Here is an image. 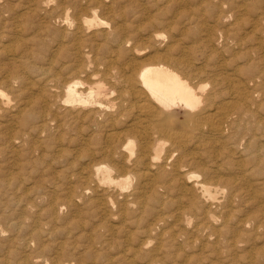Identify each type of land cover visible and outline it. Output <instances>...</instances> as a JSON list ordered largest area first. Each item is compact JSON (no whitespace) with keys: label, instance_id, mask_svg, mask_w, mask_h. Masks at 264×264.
Returning <instances> with one entry per match:
<instances>
[{"label":"bare ground","instance_id":"bare-ground-1","mask_svg":"<svg viewBox=\"0 0 264 264\" xmlns=\"http://www.w3.org/2000/svg\"><path fill=\"white\" fill-rule=\"evenodd\" d=\"M30 1L16 18L0 0V81L19 97L0 89V155L16 166L45 146L94 161L62 199L52 180L36 196L47 206L35 219L49 225L79 199L97 211L82 259L63 249L53 264H264V0ZM169 217L175 231L149 249ZM28 228L25 247L44 233ZM183 244L203 251L190 257Z\"/></svg>","mask_w":264,"mask_h":264},{"label":"rangeland","instance_id":"rangeland-1","mask_svg":"<svg viewBox=\"0 0 264 264\" xmlns=\"http://www.w3.org/2000/svg\"><path fill=\"white\" fill-rule=\"evenodd\" d=\"M2 1V3H7V1H8V4H9V6L10 5H12V9H11V11H10V14H11V16H13V17H16V15H17V17L16 18H21V16H19V14L22 12L23 13V9H24V7H26V5H30V3H31V1L30 0H26L27 1V3H25L23 0H1ZM9 1H11V2H9ZM39 1V3L41 4V3H44L46 0H38ZM59 2V0H51V4L53 5L54 3H56V2ZM61 1V0H60ZM15 2V3H14ZM22 2V3H21ZM12 3V4H11ZM21 3V4H20ZM20 5V7H18V8H20V10L17 8V6H19ZM23 6V7H22ZM10 8H11V6H10ZM14 10V11H13ZM22 10V11H21ZM21 11V12H20ZM15 12V13H14ZM13 13V14H12ZM15 20V19H14ZM14 20H13V22H14ZM249 20H250V18H249ZM12 22V21H11ZM54 23V22H53ZM53 28H55L56 29V23L55 24H53ZM45 41V43H46V46L48 47V49H49V47H50V45H52V44H50L51 43V37L50 38H45L44 39ZM45 48V47H44ZM54 47H52L51 46V49H49V50H47V52H45L44 54H43V57L46 55V53L48 54V56H49V54L51 53V50L53 49ZM46 49V48H45ZM32 59H34V58H32ZM36 60V64H38V65H40V66H37V67H41V65H42V63H43V61H42V59L41 60H37V59H35ZM36 64L35 65H33V66H36ZM3 83L0 81V89H2L3 90V88H6L5 86L3 87V85H2ZM2 85V86H1ZM3 87V88H2ZM16 88V87H15ZM5 90V91H4ZM3 91L7 94V97L10 99V103H15V101L17 102V100L19 99V97L17 98V95H18V93L16 92V93H14V92H12L11 90L9 91L10 92V94H14V96H12V95H9V92H7L9 89L7 88V89H4ZM15 91H16V89H15ZM17 94V95H16ZM11 97H13L12 99H11ZM0 121L1 122H3L4 121V119L3 118H1L0 117ZM45 147V146H44ZM44 147H41L40 148V150H35L34 151V153H29L28 154V151H26V150H24V151H22L21 152V155L20 156H22L21 158H20V156L19 157H17V163L19 164V165H11V164H9V166H8V162L9 161H5L4 162V160H3V158H2V156L0 155V161H2V162H0V194L1 195H3V196H1V199L0 200H2V201H0L1 202V204H0V206H1V208H2V206L4 205V207L1 209L0 208V219H2V220H0L1 221V225L3 226V228L5 229V236L0 240V245H2V246H0V264H43V261H44V264H49V261H50V264H53V261H52V259L55 257V255H56V252H59V251H65V250H67V249H69V251H66L65 252V254H67V255H69V257L70 258H72L73 260H74V262H76L75 261V259H82V258H79V256H81V255H83V251L84 250H89V248H90V246H89V244L85 241V239L83 238V236L82 235H85V236H90L91 234H92V232H91V234H88L89 232H88V230L90 231V228H89V226L88 225H95V224H98V222H96V220L98 219L97 218V211L94 209V208H92L93 206H92V202H90V200H87L89 197H87V198H83V199H79L78 201H77V203H76V207H74V208H76V210H74V208H70L69 206L67 207H65V206H61L58 210H57V212H56V218H57V220H56V222H55V224L54 225H49V224H47V222H48V219H47V217H46V215H41V219L39 218V220L38 219H35V214H36V212H39V211H43V213H45L46 211H45V209L43 208L44 207V205L45 206H47V203L45 204V202L46 201H43V199H40V198H37L36 196H40V195H42V194H45V191L48 189V187H50L49 185V183L51 182V181H49L48 182V180H52V182H56V183H58V186H59V190L57 189V193H58V195L57 194H55V195H57V198H61L62 199V197H63V192H64V190L66 189L65 187H68L69 185H73V187L75 186V185H77V182H76V178H78L79 177V173L80 172H83V175H84V173H85V171H87V169L89 168V167H87V165L89 166V165H91V163H93L94 161H92V160H90V161H88L87 159L85 160V158H82L83 160H80V159H78L76 162H74V160H76V159H74L75 158V156H74V154L70 157V156H68V158H67V156L65 155V154H58V153H55L54 152V150H53V152L51 151V150H49L48 149V147H46V149L44 150ZM66 148V147H65ZM25 149H27V148H25ZM68 151H71V152H73V153H75V154H77V151L76 150H74L73 149V147H69V148H66ZM28 150V149H27ZM29 150H30V148H29ZM40 151V152H39ZM44 151V152H43ZM29 152H32V151H29ZM51 152V153H50ZM26 153V154H25ZM50 153V154H49ZM53 153V154H52ZM28 154V155H27ZM39 154H41L40 155V157L38 156ZM58 156L57 158H55L56 157V155ZM36 155L38 156V158L36 157ZM48 155V156H47ZM28 156H30V157H28ZM34 156V157H33ZM51 156V157H50ZM64 156H66V157H64ZM24 157V158H23ZM25 157H28L27 159L25 158ZM50 157V158H49ZM53 157V158H52ZM70 157V158H69ZM40 158H42V160L40 159ZM63 158L65 159V161L63 160ZM21 159H23V161H21L20 162V160ZM26 159V160H25ZM33 159V160H32ZM40 159V160H39ZM52 159H54V160H52ZM47 160V161H46ZM49 160V161H48ZM51 160V161H50ZM63 160V161H62ZM72 160V161H71ZM29 161V162H28ZM57 161L59 162V163H57ZM74 162L73 164H71V165H67L66 163H69V162ZM79 161L81 162V161H83V162H81V163H79ZM85 161V162H84ZM49 162V163H48ZM86 162H89V163H86ZM2 163V164H1ZM3 163H5V164H3ZM31 163H33V164H31ZM44 163V164H43ZM52 165H51V164ZM63 163V164H62ZM83 163V164H82ZM86 163V164H85ZM46 164V165H45ZM48 164V165H47ZM67 165L66 167H63V165ZM80 164V165H79ZM5 165V166H4ZM33 165H35V166H33ZM38 166V168H37V166ZM45 165V166H44ZM51 165V166H50ZM77 165V168H75V166ZM12 166V167H11ZM17 166H19V167H17ZM20 166H23V168H21ZM45 167L44 169L46 170V172H45V170H44V172H42V169H43V167ZM57 166V167H56ZM63 168H65L64 170L62 169V167ZM79 166V167H78ZM2 167H3V170H2ZM10 167V168H9ZM36 167V168H35ZM50 167H52L51 168V170L49 169ZM58 167H60V169L58 168ZM68 167H70V168H68ZM81 167V169H79ZM11 168H13V169H11ZM16 168V169H15ZM20 168V169H19ZM24 168H25V170H24ZM32 168V169H31ZM33 168H35V169H33ZM82 168L84 169L83 171H82ZM14 169H15V171H14ZM23 169V170H22ZM29 169V170H28ZM39 169V170H38ZM50 170L51 171V173H50V171H48V170ZM55 169H56V171H55ZM64 171H62V170ZM66 169H70L71 171L73 170V173L71 172V171H67ZM80 170V171H78V170ZM2 170V171H1ZM8 170V171H7ZM19 170H21V171H19ZM41 170V171H40ZM61 170V171H60ZM19 171V172H18ZM31 171V172H30ZM33 171L35 172V173H38V171L40 172V173H38V174H33ZM6 172H8V173H6ZM11 172V173H10ZM20 172H21V174H23V175H21L20 174ZM27 172V174H25ZM48 172V173H47ZM58 172V173H57ZM66 172H68V173H66ZM74 174L75 176H74V178L73 177H71V176H69V174ZM10 173V174H9ZM32 174V175H30V176H28L29 174ZM49 173H50V175H49ZM66 173V174H65ZM76 173L78 174V175H76ZM4 174V175H3ZM19 174H20V176H19ZM25 174V175H24ZM40 174V175H39ZM42 174V175H41ZM46 175V177H43V176H45ZM53 174V175H52ZM58 174V175H57ZM29 177V178H27V176ZM34 175V176H33ZM37 175L39 176V178L37 177ZM61 175V176H60ZM64 175H66V176H64ZM25 176V177H24ZM47 176H48V179H47ZM59 176V177H58ZM67 177V178H64V180H63V182L64 181H66V183H63L62 182V178L63 177ZM18 177V178H17ZM37 177V178H36ZM49 177H50V179H49ZM54 177V178H53ZM55 177H58V179H55ZM22 178V179H21ZM27 178V179H26ZM35 178H36V180H35ZM71 178V179H70ZM18 179H20V180H18ZM40 179V180H39ZM44 179H46V180H44ZM61 179V180H60ZM16 180H17V183H16ZM25 180V181H24ZM42 180H44V181H42ZM43 182V184H42V182ZM71 181V182H70ZM30 182V183H29ZM32 182H33V184H32ZM45 182V183H44ZM62 182V183H61ZM76 183V184H74V183ZM24 183V184H23ZM29 183V184H28ZM66 184V185H65ZM68 184V185H67ZM16 185V186H15ZM44 185H46V188H44ZM6 186H10L9 187V190H7L5 187ZM24 186L25 188H24V190H23V188L22 187ZM27 186V187H26ZM29 186H30V188H29ZM48 186V187H47ZM32 187V188H31ZM41 187V188H40ZM5 188V189H4ZM17 188V189H16ZM22 188V189H21ZM43 188V189H42ZM63 188H65V189H63ZM42 189V190H41ZM12 190H14V191H12ZM20 190H22V191H20ZM26 190V191H25ZM42 192H41V191ZM45 190V191H44ZM50 190V189H49ZM49 190L48 191H46V192H49ZM63 190V191H62ZM6 191H7V193H6ZM29 191H31V192H29ZM58 191H60V192H58ZM6 194H5V193ZM25 192H27V193H25ZM3 193V194H2ZM35 193V194H34ZM7 194H9L8 196H7ZM12 194V195H11ZM15 194H16V196H15ZM18 194H20L19 196H18ZM23 194V195H22ZM25 194V195H24ZM62 196H61V195ZM27 195V196H26ZM32 195H35V196H32ZM60 195V197H58ZM18 196V197H17ZM24 196H25V198H26V200H27V198L29 199V201L27 200H25V198H24ZM32 196V197H31ZM4 197V198H3ZM10 197V198H9ZM6 198V199H5ZM32 198V199H31ZM34 198H35V200H34ZM7 199H9V201L11 200V199H13V201L11 200L10 202L9 201H7ZM15 199H17V202H16V200ZM85 199V200H84ZM19 200L21 201V202H19ZM25 202H24V201ZM26 202H28V203H30V204H32V206H34V204H36V206H34V207H32V206H30L31 208H29V209H24V212H22L23 211V208H21L22 207V205L23 204H26ZM34 202V203H33ZM41 202V203H40ZM84 202V203H83ZM86 202V203H85ZM20 204V206L21 207H16V205L17 204ZM80 203V204H79ZM13 204V205H12ZM41 204H42V206H41ZM44 204V205H43ZM79 204V205H78ZM11 205V206H10ZM80 206V207H79ZM16 207V209H13V208H15ZM41 207V208H40ZM84 209H82V208ZM22 210H21V209ZM47 208V207H46ZM66 208V209H65ZM78 208H80V210L78 209ZM40 209V210H39ZM71 209V210H70ZM87 209H88V211H87ZM81 210H82V212H81ZM20 211H21V213H20ZM69 211H70V213L72 212V211H74V213H71V215H70V213H69ZM3 212V213H2ZM8 212V213H7ZM15 212V213H14ZM18 212V213H17ZM93 212V213H92ZM96 212V213H95ZM5 213V214H4ZM7 213V214H6ZM14 213V214H13ZM19 214L18 216H17V214ZM25 213H27L29 216H26V214ZM35 213V214H34ZM68 213H69V216H65V214L66 215H68ZM77 213V214H76ZM84 213V214H83ZM85 213L87 214L86 216H84L85 215ZM21 214V215H20ZM22 214H23V216H22ZM33 214V215H32ZM72 214H74L75 216H73ZM93 214H95V215H93ZM16 215V216H15ZM90 215V216H89ZM92 215L94 216L93 218H92ZM19 216H22V217H19ZM32 216V217H31ZM70 216L72 217V218H70ZM81 216H83L84 217V219L81 217ZM88 216V217H87ZM96 216V217H95ZM14 217V218H13ZM27 217L28 218H30V219H27ZM74 217V218H73ZM80 217V218H79ZM86 217L88 218V220H90V219H92V220H90L89 221V223L88 222H86L87 221V219H86ZM152 217V218H151ZM154 216H149V218H147V220H146V224L147 223H149V221L151 222V220L150 219H152V221H153V219L155 218H153ZM32 218H33V220H32ZM82 218V219H81ZM10 219H11V221H15L16 219H19V220H23V225H22V227L20 228V230L18 229H16V231H15V229L13 228V227H11V225H9V223L11 222L10 221ZM44 219V220H43ZM79 219V220H78ZM3 220H6V222L5 221H3ZM35 220H38V221H36V222H33V221H35ZM41 220V221H40ZM46 220V221H45ZM62 220V221H61ZM173 222H172V221ZM8 221H10L9 223H8ZM168 222H170V223H168ZM29 223H30V225H29ZM36 223H38V224H40L41 225V227H42V229H43V234H42V238H40V242L38 241V240H33V241H30V243H29V247H25L26 245L25 244H27L26 243V239L27 238H29V236H28V234H27V232H26V228L27 229H29L28 227H31L32 225H35ZM78 224V225H80L81 226V228H78V229H76L75 228V224ZM81 223V224H80ZM85 223H87L88 225L86 226V224ZM94 223V224H93ZM4 224H6L5 226H4ZM32 224V225H31ZM61 224V225H60ZM85 224V225H84ZM169 224V225H168ZM28 225V226H27ZM83 225V226H82ZM163 225V226H162ZM162 225H160V226H158V229H157V231H155L152 235H151V237H150V241H152V243L150 244V246H149V249L151 248V247H153L154 245H156L155 243H157L160 239H162V238H167L166 240H168V237L171 235V234H173L172 232H174L175 231V228H176V222H175V219L174 218H172L171 219V217H169V219H167V222L166 223H164V224H162ZM53 226V227H52ZM59 226V227H58ZM55 227V229H56V231L55 232H53L52 234H51V230H49V229H51V228H54ZM61 227V228H60ZM74 227V228H73ZM159 227L161 228V229H159ZM163 227H165L164 229L165 230H163ZM169 227V228H168ZM183 227V226H182ZM87 228V229H86ZM45 229V230H44ZM65 229V230H64ZM68 229H70V230H68ZM168 229H169V231H168ZM171 229V230H170ZM172 229H173V231H172ZM23 230H25V231H23ZM63 230V234H61V231ZM67 230L69 231L68 233H67ZM86 232H85V231ZM161 230V231H160ZM168 232H167V231ZM50 231V232H49ZM71 231V232H70ZM172 231V232H171ZM88 232V233H87ZM101 232H102V230H101ZM15 234L14 236H13V234ZM70 233V234H69ZM95 233L96 232H93V234L92 235H95ZM99 233H100V231H99ZM160 234V236H159V234ZM12 234V235H11ZM56 234V235H55ZM60 234V235H59ZM88 234V235H87ZM8 235H9V237L11 238L12 237V239H9V240H6L7 238H8ZM11 235V236H10ZM169 235V236H168ZM20 236V238L22 239V240H20L19 238L17 239V237H19ZM157 236H159V237H157ZM14 237V238H13ZM155 237V238H154ZM153 238H154V240H153ZM157 238V239H156ZM25 240V242H23ZM102 240H103V238H102ZM158 240V241H157ZM166 240H164L165 242H166ZM13 241H15V243L13 242ZM22 241V242H21ZM154 241H155V243H154ZM13 242V243H12ZM16 244H17V246H16ZM46 244H47V246H46ZM40 245H41V247L42 246H44V247H42V249H41V247H40ZM65 246V247H64ZM22 247V248H21ZM38 247V248H37ZM92 248H94V246H91ZM31 248V249H30ZM100 247H98L97 249H99ZM154 248V247H153ZM153 248H151V249H153ZM182 248H183V251H184V253L185 254H187V255H189L190 257L192 256V255H194L195 256V254L196 255H198L197 254V252L200 254V252L201 251H203V249L198 245V247H194V248H192L191 247V249L194 251L195 249L197 250H195L194 251V253L195 254H192L193 252L191 251V249H190V247H186V246H184V244L182 245ZM186 248V249H185ZM200 248H201V250H200ZM4 249V250H3ZM31 251H30V250ZM63 249H65V250H63ZM95 249V248H94ZM168 249V248H167ZM167 249H165L164 251L165 252H167L168 250ZM19 250L20 251H22V252H19ZM82 250V251H81ZM174 250V249H173ZM173 250H171V252H173ZM1 251H4V252H2L1 253ZM8 251V252H7ZM10 251V252H9ZM25 251V252H24ZM26 251H28V252H26ZM33 251H35V252H33ZM186 251H187V253H186ZM31 252V253H30ZM190 254H189V253ZM25 253H28V254H25ZM33 253V254H32ZM202 253V252H201ZM23 254H24V256H23ZM40 254V255H39ZM204 254H206V253H204ZM32 255V256H31ZM27 256V258H25ZM29 256V257H28ZM160 256V255H159ZM33 257V258H32ZM39 257V258H38ZM43 257V258H42ZM162 257V256H161ZM23 258H25V259H27L26 261H24L25 259H23ZM49 259V260H48ZM42 260V261H41ZM48 262H47V261ZM129 261V260H128ZM163 261H165V262H167L168 264H174L173 262H171V260L169 259V258H167V259H164V260H162V262H161V264H166L165 262H163ZM4 262V263H3ZM6 262V263H5ZM22 262H24V263H22ZM171 262V263H170Z\"/></svg>","mask_w":264,"mask_h":264}]
</instances>
